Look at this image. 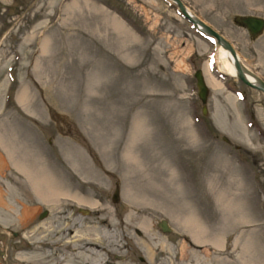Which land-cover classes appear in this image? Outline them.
I'll list each match as a JSON object with an SVG mask.
<instances>
[{"label":"rangeland","instance_id":"1","mask_svg":"<svg viewBox=\"0 0 264 264\" xmlns=\"http://www.w3.org/2000/svg\"><path fill=\"white\" fill-rule=\"evenodd\" d=\"M181 2L264 81V30L252 39L232 22L264 18V0ZM216 54L166 0H0V182L9 178L10 204L28 194L11 185L12 162L43 159L70 194L98 203L71 200L64 221L41 206L36 220L82 230L105 209L122 245L105 255L111 264H264V94L219 72ZM207 64L219 85L205 81ZM7 220L0 210V264H17L22 230ZM80 247L45 249L46 262L97 264Z\"/></svg>","mask_w":264,"mask_h":264},{"label":"bare ground","instance_id":"2","mask_svg":"<svg viewBox=\"0 0 264 264\" xmlns=\"http://www.w3.org/2000/svg\"><path fill=\"white\" fill-rule=\"evenodd\" d=\"M187 12L193 17H196L190 10L187 9ZM216 46L217 54L215 63L218 71L223 73L225 76L234 78L236 72L231 56L227 50L221 47V45L216 44ZM210 70V65L207 64L204 71L206 74L205 81L210 87L219 85V83L213 78ZM7 157L9 161L6 163V170L11 171L12 166L10 161H12V157L8 154ZM14 162H12L13 168L17 170L16 173L19 177L18 179H10V183L15 187L23 186L27 190V201L25 203H20L17 199L16 204L20 205L19 209L10 204L8 200V193H12L13 189L10 185L8 186L9 178L3 177L2 179L7 181V183L0 182V210L5 213V217L8 219L7 221H1L2 225H9L13 228L22 230V240L16 249L23 250L25 253L16 257L17 264H47L46 259L48 256L44 252L45 249L48 250V252L54 251L55 253H61L66 252L71 247L78 244L79 247L81 245L80 248L84 249L86 253H89V255L98 257L99 261L97 264H106L107 262L111 264V262L105 258V255L119 253V249L122 245L117 237L115 228L116 223L113 224V218L110 219V215L105 213V209L98 208L95 221L91 226L85 225L82 230L70 231L71 226L68 224H64L61 228V224L54 227L51 224V221H49V223L48 221L39 222L36 220L37 209L41 206L48 207L51 217H58L64 221L67 220L68 217L64 211L71 200L79 203H87L92 206L97 204L98 201L87 200L88 198L73 196L70 194L67 186H64L61 184L62 182H59L52 176L51 171L53 166L47 160L25 159L21 162L17 161L16 164H14ZM4 184H6L9 189L4 187ZM2 187H4L3 190ZM126 196H128L132 202L136 201L134 198H137V195L132 190L127 192ZM129 216L130 215H128L127 218H129ZM148 226V220H141L136 225V227L143 230H146ZM187 233L191 234V232ZM49 236L53 237L52 241L48 240ZM192 241L199 242L194 236L192 237ZM160 247L162 248V245ZM146 251L147 253L145 258L147 261H150V254L152 253L151 247L148 246ZM193 254L197 255L195 252L191 255ZM56 264L76 263H72L65 257H61V260ZM79 264L86 263L81 262Z\"/></svg>","mask_w":264,"mask_h":264},{"label":"water","instance_id":"3","mask_svg":"<svg viewBox=\"0 0 264 264\" xmlns=\"http://www.w3.org/2000/svg\"><path fill=\"white\" fill-rule=\"evenodd\" d=\"M175 5L178 13L182 18L187 20L198 32L202 33L204 36L211 37L216 44L221 45V47L228 51L229 55L232 58L233 65L235 68V78L239 80L243 85L260 91L264 94V81L255 76L251 71H249L239 60L235 50L232 48L230 43H228L219 33L205 24L203 21L197 17H193L187 12L186 7L183 5L181 0H166ZM232 22L242 27L246 30L249 36L253 39L259 36L264 30V18L257 15L245 14V15H235L232 17ZM193 77L195 80L196 94L201 103V111L205 114V103L207 99L208 89L203 80V76L199 69L193 72ZM252 78V79H250ZM118 200V188L115 187L111 196V201L116 202ZM84 213V212H83ZM45 212L40 214V217H43ZM157 227L163 233L170 232L167 221L160 219L156 223Z\"/></svg>","mask_w":264,"mask_h":264}]
</instances>
